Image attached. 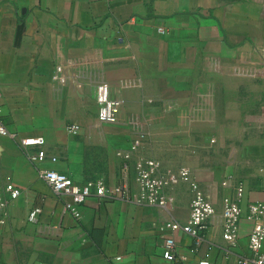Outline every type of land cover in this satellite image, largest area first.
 Segmentation results:
<instances>
[{
    "label": "crops",
    "instance_id": "0c3cea01",
    "mask_svg": "<svg viewBox=\"0 0 264 264\" xmlns=\"http://www.w3.org/2000/svg\"><path fill=\"white\" fill-rule=\"evenodd\" d=\"M103 82L122 101L111 123L98 119ZM0 87L3 123L17 135H0V176L21 189L0 224V264H241L252 256L249 204L264 201V0H0ZM71 123L78 133L67 131ZM28 136L44 137L43 161L29 158L39 147L20 144ZM140 156L161 162L167 208L133 201ZM182 166L216 209L199 245L167 227L190 216V185L170 181ZM50 169L79 185L128 184L131 199L93 195L73 214L71 197L42 177ZM240 183L231 245L223 200ZM166 237L176 241L174 260L163 256Z\"/></svg>",
    "mask_w": 264,
    "mask_h": 264
},
{
    "label": "built area",
    "instance_id": "2783aa9c",
    "mask_svg": "<svg viewBox=\"0 0 264 264\" xmlns=\"http://www.w3.org/2000/svg\"><path fill=\"white\" fill-rule=\"evenodd\" d=\"M162 30V28H160ZM58 71L60 68L57 69ZM55 77H59L55 75ZM62 81L63 77H59ZM2 91L0 87V99ZM98 119L101 122H115L120 112L122 101L110 97V87L106 82L97 86ZM78 124H68L67 131L71 134L78 133ZM0 135L16 138L17 135L11 133L2 120V105L0 103ZM142 137V136H141ZM23 148L39 147L36 153L29 155L33 162L43 161L47 157V152L43 148L45 139L42 136H28L20 139ZM141 144V138L134 141L132 148L136 150ZM57 160L56 156L52 157ZM130 169L128 162L123 163V170ZM161 162L154 157L140 156L135 163V182L138 193L132 199L138 205L159 206L167 208L169 197L166 193L168 180L160 173ZM42 177L48 182L57 193L69 195L71 200L65 205V209L73 214H77L79 206L88 198L96 195L98 197H110L119 199H131L130 187L128 184L108 186L103 180H88L82 185L76 184L73 179L65 173L57 170H41ZM180 180L190 185L193 192L191 211L188 220L184 223L172 220L167 224L171 230H182L192 236L196 244H201L207 228V220L216 213L215 206L206 197L198 182L193 178L190 168L182 166L178 175L170 181ZM21 189L12 182H5L0 176V224H5L9 220V204L19 197ZM244 196V185L240 183L236 189L234 197L227 196L223 200V236L231 245H235L238 240L239 221L242 215L241 201ZM251 217L255 221L249 236V248L252 252L250 258L241 259V264H264V201L252 202L249 204ZM42 212L39 206L34 207L28 216L29 221L37 222ZM163 256L168 260L176 259V241L173 237H166L164 241ZM209 264V262H201Z\"/></svg>",
    "mask_w": 264,
    "mask_h": 264
},
{
    "label": "water",
    "instance_id": "95a60500",
    "mask_svg": "<svg viewBox=\"0 0 264 264\" xmlns=\"http://www.w3.org/2000/svg\"><path fill=\"white\" fill-rule=\"evenodd\" d=\"M21 34H22V30H21V27H20L19 32H18V35H17L18 40L20 39ZM33 261H34V258L32 257L30 259V261H29V264H33Z\"/></svg>",
    "mask_w": 264,
    "mask_h": 264
}]
</instances>
